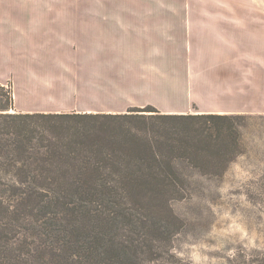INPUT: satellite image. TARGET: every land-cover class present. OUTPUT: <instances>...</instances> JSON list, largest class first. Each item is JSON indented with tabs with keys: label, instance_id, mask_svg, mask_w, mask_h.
Masks as SVG:
<instances>
[{
	"label": "crops",
	"instance_id": "0c3cea01",
	"mask_svg": "<svg viewBox=\"0 0 264 264\" xmlns=\"http://www.w3.org/2000/svg\"><path fill=\"white\" fill-rule=\"evenodd\" d=\"M20 112L264 113L263 0H0Z\"/></svg>",
	"mask_w": 264,
	"mask_h": 264
},
{
	"label": "trees",
	"instance_id": "16d2710c",
	"mask_svg": "<svg viewBox=\"0 0 264 264\" xmlns=\"http://www.w3.org/2000/svg\"><path fill=\"white\" fill-rule=\"evenodd\" d=\"M251 115L20 112L0 82V264H135V194L163 191L169 206L186 171L222 175Z\"/></svg>",
	"mask_w": 264,
	"mask_h": 264
},
{
	"label": "rangeland",
	"instance_id": "374dc122",
	"mask_svg": "<svg viewBox=\"0 0 264 264\" xmlns=\"http://www.w3.org/2000/svg\"><path fill=\"white\" fill-rule=\"evenodd\" d=\"M244 128L246 152L222 175L186 171L184 196L169 206L163 191L135 194L134 237L144 247L135 264H264V113Z\"/></svg>",
	"mask_w": 264,
	"mask_h": 264
}]
</instances>
